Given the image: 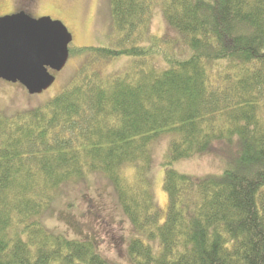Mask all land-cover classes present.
<instances>
[{"label":"trees","instance_id":"obj_1","mask_svg":"<svg viewBox=\"0 0 264 264\" xmlns=\"http://www.w3.org/2000/svg\"><path fill=\"white\" fill-rule=\"evenodd\" d=\"M156 1L187 58L150 33ZM109 2L115 45L69 47L86 59L59 93L0 111V264H122L43 223L60 187L88 173L111 184L135 231L127 264H264V0ZM158 54L169 67L156 68ZM119 56L136 60L116 75L94 68ZM163 134L165 216L149 176ZM234 137L238 153L220 174L171 167Z\"/></svg>","mask_w":264,"mask_h":264},{"label":"rangeland","instance_id":"obj_2","mask_svg":"<svg viewBox=\"0 0 264 264\" xmlns=\"http://www.w3.org/2000/svg\"><path fill=\"white\" fill-rule=\"evenodd\" d=\"M21 4V0H0V14L12 11ZM27 12L60 21L72 36L70 48L115 45L109 0H34ZM150 33L168 38L171 41L168 50L174 57L184 59L192 52L179 34L167 28L159 1L152 7ZM85 59V54L69 55L61 70L48 69L54 80L40 93L31 94L20 82L0 78V111L13 114L45 104L68 84ZM135 60V57L119 56L97 61L94 68L102 75H116L128 69ZM152 63L158 69L169 67L160 54ZM169 140L170 135L163 134L151 145L149 176L154 200L162 216L167 210V195L162 188V161ZM238 150L239 142L235 137L230 144L217 141L211 151L177 160L171 167L196 177L220 174L231 166ZM123 171L130 174L132 167L127 165ZM42 218L51 231L70 238L90 239L106 258L116 263H128L127 246L135 231L122 212L111 184L102 175L88 173L78 181L62 185Z\"/></svg>","mask_w":264,"mask_h":264},{"label":"water","instance_id":"obj_3","mask_svg":"<svg viewBox=\"0 0 264 264\" xmlns=\"http://www.w3.org/2000/svg\"><path fill=\"white\" fill-rule=\"evenodd\" d=\"M71 40L67 28L47 16L17 12L0 17V78L20 82L31 94L42 92L54 80L48 69L64 67Z\"/></svg>","mask_w":264,"mask_h":264},{"label":"flooded vegetation","instance_id":"obj_4","mask_svg":"<svg viewBox=\"0 0 264 264\" xmlns=\"http://www.w3.org/2000/svg\"><path fill=\"white\" fill-rule=\"evenodd\" d=\"M21 1H22V4L20 6H18L16 9H14L12 11H9V12L4 13V14H0V17L7 15V14L17 13V12H24L32 18H40L41 17V16H34L33 14L27 12V10L32 5L34 0H21Z\"/></svg>","mask_w":264,"mask_h":264}]
</instances>
